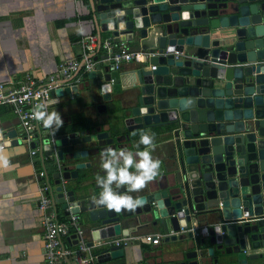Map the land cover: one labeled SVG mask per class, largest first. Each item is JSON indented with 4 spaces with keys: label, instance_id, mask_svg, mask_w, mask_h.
Returning a JSON list of instances; mask_svg holds the SVG:
<instances>
[{
    "label": "water",
    "instance_id": "1",
    "mask_svg": "<svg viewBox=\"0 0 264 264\" xmlns=\"http://www.w3.org/2000/svg\"><path fill=\"white\" fill-rule=\"evenodd\" d=\"M89 3L97 48L100 31L108 30L116 43L124 39L146 48L148 63L155 65L142 64L134 75H126L131 102L118 106L113 121L122 132L96 137L97 144H104L96 150L108 143L116 147L115 141L129 138L128 131L155 127L163 136L171 135L175 174L169 187L138 195L144 203L134 214L110 210L96 203L99 193L86 189L85 178L73 180L76 159L83 153L74 145L90 135L53 134L40 122L29 143L55 167L56 185L49 184L52 207L59 202L66 213L86 212L92 240L98 241L88 242L96 247L97 260L118 253L121 245L112 237L129 233L122 219L136 216L131 227L137 231L147 211L159 223L167 221L169 229H186L185 242L193 247L186 252L193 258L188 264H249L264 256V0ZM173 49L181 53L175 55ZM104 68L96 61L85 72L97 79L103 99L121 88L120 71L112 62ZM77 83L55 90L75 93ZM201 221L205 223L195 224ZM204 224L207 234L193 233V227ZM185 237L171 234L173 239Z\"/></svg>",
    "mask_w": 264,
    "mask_h": 264
},
{
    "label": "crops",
    "instance_id": "2",
    "mask_svg": "<svg viewBox=\"0 0 264 264\" xmlns=\"http://www.w3.org/2000/svg\"><path fill=\"white\" fill-rule=\"evenodd\" d=\"M92 14L89 0H0V81L12 86L29 75L37 83H42L64 60H83L78 39L89 33H97ZM100 34L103 39L110 36V31L101 30ZM122 40L128 49L147 50ZM92 53L96 54L101 70L105 71L104 67L111 60L106 58L104 50L95 46ZM147 58L121 62L118 68L121 88L118 91L110 90L108 98H102L97 79L87 77L86 73L81 74L77 80L72 79L62 85L78 81L79 87L75 93H59L55 90L61 86L50 92V106L47 110H57L63 119V126L55 134L74 131L79 136L90 135V140L79 141L74 145V148L83 150V153L76 159L74 168L77 177L73 179L85 178V187L90 193H100L95 177L98 174L104 175L100 168L103 150H96V147H103L104 144H97L96 137H104L107 132L114 137L122 132L113 121L118 106L131 102L127 94L128 88L124 87L126 75H134L133 71L142 64L149 67ZM154 128L149 131L144 128L128 131V139L122 137L115 141V149L123 147L135 152L141 134H149L154 139L152 156L161 161L159 175L141 191L130 193L134 197L169 187L173 181L175 161L171 135L163 136ZM50 131L53 133L52 129ZM0 143L9 160V167H0V264H48L43 251V212L37 204V170L43 168L46 171L45 177L51 188H54L56 184L52 173L55 167L48 159L44 158L43 161L37 151L30 155L31 145L22 134L19 118L5 103H0ZM107 146L110 148L111 143ZM143 149L144 146L140 145L139 150ZM53 209L59 220L68 215L59 202L55 203ZM124 210L133 214L135 211ZM76 214L84 228L87 243L92 241L97 244L98 241L92 240L90 220L86 212L79 211ZM142 216L143 220L137 231L131 227L136 216L130 215L122 219L121 226L129 227V233L115 235L112 239L122 238L126 241L120 244L115 256L96 260L95 264H188L193 260L186 255L193 248L188 247L185 242L188 239L186 230L177 232L184 233L185 238L173 239L168 234L170 225L167 221L159 223V218L152 216L150 211ZM201 223L205 221L195 224ZM72 231L71 229L69 234L61 236L62 244L66 247H74ZM149 232L161 235L158 243L153 244L142 238L144 233ZM90 248L93 252L97 250L93 246ZM248 261L249 264H264V256ZM57 264L75 262L71 256H65Z\"/></svg>",
    "mask_w": 264,
    "mask_h": 264
},
{
    "label": "built area",
    "instance_id": "3",
    "mask_svg": "<svg viewBox=\"0 0 264 264\" xmlns=\"http://www.w3.org/2000/svg\"><path fill=\"white\" fill-rule=\"evenodd\" d=\"M97 35L89 33L79 37L78 43L82 50L84 61L80 66L75 77L70 76L78 69L79 62L75 58H68L61 62L58 68L50 73L46 80L42 83H37L34 78L29 75L24 76L15 85L8 86L5 82L0 81V103L8 104L12 111L18 116L22 134L30 141L34 131L37 129L38 121L31 118L33 106L40 103H47L50 98V92L57 86H62L69 80L78 79L79 76L87 70L93 68L98 59L91 57L95 49ZM101 46L106 54V58L111 60L113 67L118 69L122 61L130 59L143 60L151 53L147 50H132L120 41L116 43L113 37L107 36L101 39ZM172 52L177 55L181 51L173 49ZM155 65L151 64L150 68ZM68 81H63V79ZM2 145V143H0ZM30 155L37 151V146L30 147ZM46 172L43 168L37 170L38 177V207L43 212V227H44V245L43 251L48 264H57L61 258L71 256L75 264H95L97 255L94 253L90 245L87 243L84 228L80 224L78 216L75 212L68 213L65 219H57L56 212L52 207L51 195L49 193V182L46 179ZM218 205H221L219 201ZM73 230L74 247H66L62 244L61 236L69 234ZM186 229L180 225L179 230L169 229L168 234H174L178 231L182 232ZM207 226L204 224L199 228L194 227L193 233L207 234ZM161 235L159 233H144L142 238L150 243H158ZM114 243L121 244L126 240L122 238H113Z\"/></svg>",
    "mask_w": 264,
    "mask_h": 264
},
{
    "label": "clouds",
    "instance_id": "4",
    "mask_svg": "<svg viewBox=\"0 0 264 264\" xmlns=\"http://www.w3.org/2000/svg\"><path fill=\"white\" fill-rule=\"evenodd\" d=\"M49 106L47 103L34 105L31 118L41 122L45 128L52 129L55 134L63 126V119L57 110L49 112L47 110ZM140 145L144 146L143 150H139ZM136 147L135 152L122 147L119 150L106 148L101 153L100 168L104 175L98 174L95 177L101 189L96 198L98 205L116 212L123 209L135 210L143 205L144 201L141 198L130 193L141 191L156 179L161 161L152 156L154 139L149 134H141ZM0 167H9V160L3 147H0Z\"/></svg>",
    "mask_w": 264,
    "mask_h": 264
},
{
    "label": "trees",
    "instance_id": "5",
    "mask_svg": "<svg viewBox=\"0 0 264 264\" xmlns=\"http://www.w3.org/2000/svg\"><path fill=\"white\" fill-rule=\"evenodd\" d=\"M102 48V46L99 47V49ZM103 49V48H102Z\"/></svg>",
    "mask_w": 264,
    "mask_h": 264
}]
</instances>
